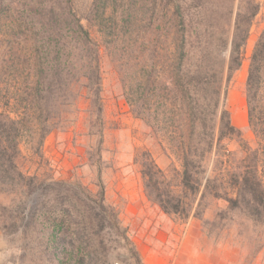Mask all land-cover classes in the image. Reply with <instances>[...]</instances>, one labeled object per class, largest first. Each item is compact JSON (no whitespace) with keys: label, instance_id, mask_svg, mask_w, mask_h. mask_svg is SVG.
Returning a JSON list of instances; mask_svg holds the SVG:
<instances>
[{"label":"trees","instance_id":"obj_1","mask_svg":"<svg viewBox=\"0 0 264 264\" xmlns=\"http://www.w3.org/2000/svg\"><path fill=\"white\" fill-rule=\"evenodd\" d=\"M208 6L205 0H0V197L8 199L0 200V232L5 237L36 242L33 254L45 264H107V238L114 233L124 238L117 211L105 203L103 184L92 192L78 181L29 173L21 164L22 142L38 164L43 161L45 138L75 120L79 100L101 134L103 53L120 75L132 113L152 128L157 125L180 161V170L168 177L150 152L137 156L147 198L166 214L188 216L186 199L200 190L204 155L240 134L225 107L226 86L241 66L251 25L239 14L233 21L206 17ZM263 66L264 30L245 87L248 124L261 143ZM232 178L238 195L259 192L256 167Z\"/></svg>","mask_w":264,"mask_h":264},{"label":"rangeland","instance_id":"obj_2","mask_svg":"<svg viewBox=\"0 0 264 264\" xmlns=\"http://www.w3.org/2000/svg\"><path fill=\"white\" fill-rule=\"evenodd\" d=\"M205 1L209 3L206 17L233 21L239 14L251 20L243 60L226 86L225 99L229 112L230 104L244 102L243 120L247 127L236 128L239 136L223 139L220 149L214 148L204 155L200 190L186 199L190 202L186 218L164 213L146 196L137 156L142 151L150 152L168 177L180 170V161L175 148L163 141L160 128L150 127L132 113L120 75L105 53L100 69L101 134L90 124L86 103L79 100L78 112L73 115L75 120L45 138L41 152L43 161L38 164L25 142L20 146L21 164L29 173L46 172L55 180L78 181L92 192L98 190L99 182L103 184L105 203L117 211L124 236L114 233L107 238V264H157L158 257L166 258L167 264H204L207 245L219 239L225 242L226 260L232 259L230 255L236 252L237 264H264V143L249 127L245 92L250 58L264 30V0ZM258 97V104L263 108L264 66ZM217 135L216 128L214 140ZM250 167H256L259 192L255 197L238 195L232 174ZM215 192L220 196L216 197ZM0 200L7 202L8 199L2 196ZM132 200L142 208V213L129 210L126 225L120 213L130 209ZM149 224H153L156 231L150 242L145 240ZM38 249L36 242L23 244L19 238H7L0 232V264H45L33 254ZM142 251L147 258L142 257Z\"/></svg>","mask_w":264,"mask_h":264},{"label":"crops","instance_id":"obj_3","mask_svg":"<svg viewBox=\"0 0 264 264\" xmlns=\"http://www.w3.org/2000/svg\"><path fill=\"white\" fill-rule=\"evenodd\" d=\"M230 117H231V122L232 125L235 128H238L240 130H243L244 128H246L247 123L243 120V117L245 115V104L244 102H240L239 104H230ZM242 112V115H239V113ZM107 195V192H106ZM138 200V199H137ZM136 204V205H135ZM130 209H126L124 210L122 213H120L121 219L124 222V224H128L129 223V210H135L136 212L138 211V213H142V208H140L139 206H137V202L135 200H132V202L129 204ZM149 232H148V236L145 237V240L150 242L153 239V233H155L156 231L155 226L153 224H149ZM212 243L210 245H207L206 251H205V262L204 264H237V260H236V256L235 253L232 251H228L230 254L232 253V259H225L224 255L226 254L225 249H224V245L225 242L223 241V239H219V240H214L211 241ZM213 244H215L213 246ZM140 245V244H139ZM142 245V244H141ZM140 245V246H141ZM230 248V246H228ZM139 250V249H138ZM142 257L143 258H147L144 254V252L142 251ZM234 254V255H233ZM148 263H151V261H147ZM157 264H167V260L166 258H160L158 257L157 260ZM175 264V263H174Z\"/></svg>","mask_w":264,"mask_h":264}]
</instances>
